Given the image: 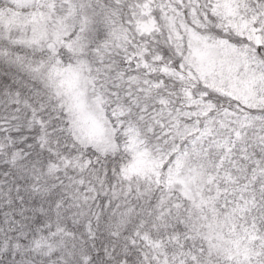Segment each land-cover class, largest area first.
Here are the masks:
<instances>
[{"label":"snow or ice","instance_id":"6c2138e0","mask_svg":"<svg viewBox=\"0 0 264 264\" xmlns=\"http://www.w3.org/2000/svg\"><path fill=\"white\" fill-rule=\"evenodd\" d=\"M0 264H264V0H0Z\"/></svg>","mask_w":264,"mask_h":264}]
</instances>
